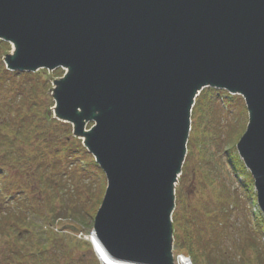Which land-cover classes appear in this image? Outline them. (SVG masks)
<instances>
[{"label":"water","instance_id":"95a60500","mask_svg":"<svg viewBox=\"0 0 264 264\" xmlns=\"http://www.w3.org/2000/svg\"><path fill=\"white\" fill-rule=\"evenodd\" d=\"M0 40L10 71L66 70L53 112L105 174L92 232L107 256L174 264V187L204 88L245 102L236 148L264 218V0H0Z\"/></svg>","mask_w":264,"mask_h":264},{"label":"trees","instance_id":"16d2710c","mask_svg":"<svg viewBox=\"0 0 264 264\" xmlns=\"http://www.w3.org/2000/svg\"><path fill=\"white\" fill-rule=\"evenodd\" d=\"M8 51L9 45L0 41V264H72L68 252L74 257L79 255L73 264H89L83 259L87 256L85 246L88 244L62 239L51 228L55 221L70 214L66 218L81 224L87 233L91 231L92 224L88 221L97 209L101 191L95 189L91 198H85L89 205L84 209H78V204L67 206L71 198L81 194L78 185L81 180L78 179L86 180L89 174L84 163L89 154L80 141L71 136L69 125L43 111L45 101L50 98L43 97L42 91H38L39 87L48 90V83L43 81L45 77L40 71L12 73L5 70L2 57ZM61 74L60 69L54 72L55 76ZM223 93L222 90L204 89L196 98L193 112L199 103L217 105L219 95ZM189 155L188 151L186 160ZM240 168L244 173L241 186L250 192V175L242 164ZM186 176L183 167L172 215L174 248L184 251L194 264H198L206 256L211 258L210 253L220 247V239H225L227 246L232 241L228 252L221 251L220 260L208 262L264 264V242L261 245L254 242L259 232L264 235V220L251 213L253 226H236L232 216L239 206V198L221 192L216 194L214 200L218 206L210 216L199 215L196 207L189 214L184 196ZM202 186L216 190L207 181H203ZM103 188L104 182L99 189ZM251 198L255 205L254 195ZM176 237L180 240L179 247Z\"/></svg>","mask_w":264,"mask_h":264},{"label":"rangeland","instance_id":"374dc122","mask_svg":"<svg viewBox=\"0 0 264 264\" xmlns=\"http://www.w3.org/2000/svg\"><path fill=\"white\" fill-rule=\"evenodd\" d=\"M9 51L7 53H10ZM39 73L41 76L45 77L46 80L44 79L43 81L48 83V90L39 87L38 91H42L43 97L50 98V101H45L43 111H48L51 113L52 107L50 106V103L53 104V100L51 98V89L53 86L51 85V82L53 80H58V78H60L61 76H58L59 74L55 76L54 72H42L41 70ZM217 103L218 104L214 106L199 103L197 110L192 112L191 115L192 132L189 135V145L187 144V152L189 151L190 155L188 160H185L186 164L184 166V171L187 172V176L185 179L186 187L184 196L186 202L188 203V213L191 214L192 209L196 207L198 208L199 215L205 213L204 216H210L211 212L215 211L216 207L218 206L216 205L214 200L216 198V194L218 192L223 193V195L232 193L239 198L237 200L239 206L233 212L232 221L236 226H246L247 224L253 226L255 222H253L251 213H255L258 216L256 204H253V200L251 198V196L255 194V191L252 187L250 192L248 190V194L247 189H243V187L241 186L242 182L244 181V173H242L243 170H241L240 168L241 160L236 152V144L245 131L248 120L245 104L240 98L233 97L225 93L219 95ZM88 127L89 126H87V129ZM225 138L226 143H224ZM84 163L87 171L89 172V174L87 175L88 177H85L86 180L78 179L81 180L78 182L79 187H81V194L79 196L71 198L68 201L67 206L78 204L80 207L78 209H84L86 205H89V203L87 204L85 198H91L93 192L96 189L97 191H101L97 203L98 209L104 195V188L106 186L104 175L97 167V164L94 163L93 158L90 155L86 157ZM82 181L86 183L84 184ZM102 181L104 182V188L103 190H100L99 187H101L103 183ZM203 181L212 183L213 186L211 187L216 190H212L207 186H202ZM90 182H93V185ZM187 186L189 187L187 188ZM175 187L177 189V194L180 189V179L178 180V183ZM200 203H204V205L202 206ZM247 206L249 207L248 210ZM97 209L92 212V220L88 221L89 224L93 223V217ZM66 217H70V214H67L66 216L61 218V238L72 241L76 240L77 242L87 244V242H85L82 237H79V235H73L69 231L65 230V226L67 227L70 224H73L85 231V228L81 227V224L78 225L76 223H73L72 218ZM175 234L177 235L176 231ZM176 242L179 247L180 240H178L177 237ZM254 242L261 245V243L264 242V235L259 232V234L256 236V240L254 238ZM231 243L227 246L228 240L220 239L218 244V246H220L219 249L213 250L210 253L211 258H208L206 256L202 258L201 262H199L198 264H213L208 261H214L215 259L220 260L221 251H225L227 253L228 248L231 246ZM85 247L87 248V256L83 257V259H86L89 264H98V260L93 253L92 248L90 250L89 246ZM178 250L179 249L176 248L174 251L177 253H184V251ZM67 255L68 259L72 260V264L76 263L77 257L79 255L74 257L71 252H68ZM187 257L191 259L189 255ZM191 261L194 264L192 259Z\"/></svg>","mask_w":264,"mask_h":264},{"label":"bare ground","instance_id":"6f19581e","mask_svg":"<svg viewBox=\"0 0 264 264\" xmlns=\"http://www.w3.org/2000/svg\"><path fill=\"white\" fill-rule=\"evenodd\" d=\"M91 241L94 245V249H95L96 254L98 255V257L100 258V260L103 263H109L110 261H112L110 258H108L106 253L102 251L100 245L98 244V242L94 236H91Z\"/></svg>","mask_w":264,"mask_h":264}]
</instances>
